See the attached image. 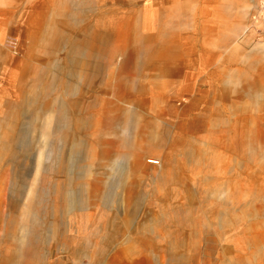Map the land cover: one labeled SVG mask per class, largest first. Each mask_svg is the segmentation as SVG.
Instances as JSON below:
<instances>
[{
    "label": "rangeland",
    "instance_id": "obj_1",
    "mask_svg": "<svg viewBox=\"0 0 264 264\" xmlns=\"http://www.w3.org/2000/svg\"><path fill=\"white\" fill-rule=\"evenodd\" d=\"M64 5L59 21L53 12ZM90 32L104 34L99 69L91 70L99 101L73 111L71 88L80 79L67 51ZM57 64L66 86L45 106L54 96L63 100L87 128L61 124L45 138L44 116L26 103L35 71ZM168 64L177 77L162 75ZM20 79L23 98L16 96ZM16 108L11 154L0 165V255L15 247L2 239L6 218L10 207L20 212L39 154H60L68 133L84 155L73 170L75 202L55 224L49 202L38 212L45 221L37 228L39 264H98V257L100 264H264V9L257 0H0V135L1 119ZM129 108L137 115L130 148L122 141ZM115 160L127 175L108 190ZM176 179L184 189L168 192ZM49 184L36 183L35 191ZM106 195L114 197L108 213L118 214L120 237L110 243L102 235L92 251L91 230L109 224L98 222ZM224 208L244 216L222 231L217 212ZM56 227L73 232L60 247L49 237ZM179 238L183 246L171 254Z\"/></svg>",
    "mask_w": 264,
    "mask_h": 264
},
{
    "label": "bare ground",
    "instance_id": "obj_2",
    "mask_svg": "<svg viewBox=\"0 0 264 264\" xmlns=\"http://www.w3.org/2000/svg\"><path fill=\"white\" fill-rule=\"evenodd\" d=\"M84 1L85 0H76L77 3H83ZM228 6L229 5H226L225 8H227ZM66 11L67 9L66 6L64 5L57 8L56 11L53 12V14H55L57 19L61 21L63 20V18L66 17ZM48 38L50 39L51 36H49ZM100 38L103 39L104 34L91 33L90 35L87 36H81L79 37V39L77 38V40L74 43L70 44L69 49L67 51V56L71 57V61H72L71 62L72 68L70 69V73L76 74V76H78L80 79L71 88L72 97L69 99V106L72 108L71 110L73 111H77V109L79 108L80 109L85 108L86 110V108L88 107L93 108L98 104L99 101L98 96L93 95V93L96 92L97 89H95L93 86L94 80L91 76V70L92 69L95 70L97 68L99 69V66L97 65L98 66L97 67L95 63V60H97V58L98 59L100 58V55L98 54L96 48L100 46L103 47L105 45L104 43L99 44L97 42V40L98 39L100 40ZM143 38L144 41L150 42V38H148L147 36H144ZM59 66L60 64L51 67L52 70L41 69L39 71L37 70L35 71V74L33 76L36 78V84H34L30 90V92L35 93V95L33 94L31 99L32 101L29 102L27 101L26 103V106L30 109V111L35 110V114L37 117L39 115L44 116L43 120L41 119L42 121L39 125V130L41 132V136L45 138L50 137L55 133H57L58 130H60L61 128L60 127L61 124L63 126L65 125L68 126V128L70 126L73 127L75 126V129L81 132L85 131L87 128L86 122H82L80 118L74 119L73 116L70 115L72 112H70V110H68V108L65 107V105L62 103L63 100L62 101L60 100L61 101L60 102L54 96L51 105L45 106L46 98L49 95H53L57 91L61 90L66 83L65 81L63 82L62 80L63 77L60 74L61 72ZM26 71H28V69H26ZM160 71L164 77L178 76V70L172 64L163 66L162 70ZM165 83H166L165 80L159 82V88H161V90L164 89V86L166 85ZM22 84H23V80L20 79L19 83L16 86V92H17L16 96L19 98L25 97L24 95L26 90L23 88ZM88 94H91L90 95L91 102L88 101L89 98L87 96ZM97 94L99 93L97 92ZM133 102L135 103V101ZM17 110L18 108H16V111H11L9 113V115L6 117L9 118V120L1 119V122L6 124V128L5 131L2 132L3 134L0 135V165L2 162H4L5 157L11 154V149H12L11 140L15 128L12 121H14L19 116V112H17ZM122 113H124V111ZM124 117L128 121H130V124H128L125 128L122 141L126 143L124 144L125 147L130 148L134 138V130H135L134 126L133 128H131V123L137 120V115L134 113V111L131 108H129L124 113ZM179 136L180 134L179 135L175 134L173 138L179 139ZM63 138H64L63 141L64 143L62 144L63 151H60L61 152L60 154L51 155V153L48 154V152L44 153V155L42 153L39 154L38 159L36 160V165H35L36 172L34 174L33 182L29 186L25 197L21 201L22 208L20 209V212L16 213L14 208L10 207L9 215H7L4 226L5 231L2 236V239L7 240L10 238L13 242H15V247L10 251V253L8 252L6 254L0 255V264H39L40 258L36 253L39 251V242H38L39 234L37 228H38V224H43L45 223V221H44V217L39 218L38 212L42 210H46L48 207L47 202H49L50 207L48 208V210L50 211L47 212L48 214L51 215L49 223L55 224L58 222L59 218L62 215H67V212L70 210V208L74 206L76 193L72 191V189L75 186L74 185L75 178L73 177V170L78 167L79 162H82L84 160V155L80 153V147H81L80 140L73 141V139H71V136L68 133L63 135ZM47 161L48 163H46ZM122 169L123 167L121 166V163L118 161H116L115 164L111 166L112 173L108 176L109 181H107L106 183V189L108 190L109 188L114 189L118 181L121 178L126 177L127 174L125 175ZM47 171L53 172L52 176L45 175ZM48 178H50V184L48 187H46L47 188L46 192L39 193L37 189L35 191L34 188L35 184L36 183L45 184ZM168 187H169L168 192L170 193L172 192L174 194H178L180 193V191L184 189L183 183L181 181H177V179L176 182H174ZM211 188L214 190L216 188L215 184L214 187ZM212 193L213 192H210V194ZM130 197L131 196H129V198ZM113 198H114L113 195L112 196L106 195L104 198H102L101 202L97 204V209L99 210L98 222L107 219V222L109 224L105 229H102L101 226L97 224L91 230V235L88 238V244L91 246L92 251L95 249L94 241H96V239H98V237H101L102 235H103L102 238H104L107 242L117 243L119 241L118 238L120 237V235L118 234V230L120 227L118 223L120 222H115V221H119V216L118 214L113 216L108 213V207L111 205ZM222 206L224 205L222 204ZM81 216L82 217L78 218V221L82 226L85 220H84V216L83 215ZM243 216H244L243 212L240 215H237L235 211L233 210L231 211L230 209L224 208V210L217 212V219L219 221L218 225L221 228V230L224 231L225 229L231 227L234 224V221L236 223L241 221ZM16 218H19L20 220L18 224L17 221L15 220ZM11 228H12V232H11ZM71 233L73 232L68 231V234ZM68 234H66V231L61 230L58 227H56L54 231L51 232L49 231L50 239L54 243H56V245H58L59 247L61 246L62 241L65 242V241H70L72 239V235L68 236ZM181 246H183V243L180 240V238L175 239L171 245L173 249V252L171 254H174V252L177 251L178 248L180 249ZM103 250L104 249H102L101 251ZM96 262L100 264L101 262L100 257L97 258ZM228 264H230V260Z\"/></svg>",
    "mask_w": 264,
    "mask_h": 264
},
{
    "label": "built area",
    "instance_id": "obj_3",
    "mask_svg": "<svg viewBox=\"0 0 264 264\" xmlns=\"http://www.w3.org/2000/svg\"><path fill=\"white\" fill-rule=\"evenodd\" d=\"M257 2L260 5V8L264 9V0H257Z\"/></svg>",
    "mask_w": 264,
    "mask_h": 264
}]
</instances>
